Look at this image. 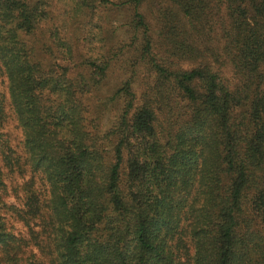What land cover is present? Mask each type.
I'll use <instances>...</instances> for the list:
<instances>
[{"label":"trees","instance_id":"trees-1","mask_svg":"<svg viewBox=\"0 0 264 264\" xmlns=\"http://www.w3.org/2000/svg\"><path fill=\"white\" fill-rule=\"evenodd\" d=\"M0 264H264V0H0Z\"/></svg>","mask_w":264,"mask_h":264},{"label":"rangeland","instance_id":"rangeland-1","mask_svg":"<svg viewBox=\"0 0 264 264\" xmlns=\"http://www.w3.org/2000/svg\"><path fill=\"white\" fill-rule=\"evenodd\" d=\"M53 9L57 10V8H53ZM54 14H56V12H54ZM152 14H153V8L151 9V12H149V15L152 16ZM60 17L61 16H58L56 18L59 19ZM112 24H117V21H113ZM7 130L11 132L9 138L11 140L10 142L12 148L17 152H19L20 146H16L19 141V134H17V130H15L13 123H9V127H7ZM29 178H30L29 174H24L21 177L16 174H13L12 176L6 174V176H3L4 182L6 184V198L4 200L6 201L7 204L14 205L16 207L22 206L21 202H22L23 192L25 189L22 191L21 187L23 186V184L25 183L27 184L29 182ZM32 188L37 193L38 196V186H36V184H32ZM6 227L14 236L23 238L24 240H26V242H29V244L26 247L27 253L28 254L33 253L36 257H38L36 248L30 242L31 237L27 232V228L21 222L17 221L14 217L8 214L6 217ZM34 230H37V228L35 227ZM27 253L26 255H28Z\"/></svg>","mask_w":264,"mask_h":264}]
</instances>
